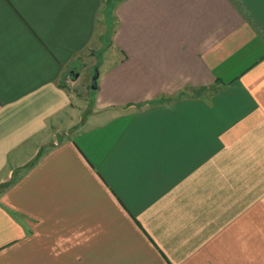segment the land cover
Masks as SVG:
<instances>
[{
    "label": "crops",
    "instance_id": "0c3cea01",
    "mask_svg": "<svg viewBox=\"0 0 264 264\" xmlns=\"http://www.w3.org/2000/svg\"><path fill=\"white\" fill-rule=\"evenodd\" d=\"M0 264H264V0H0Z\"/></svg>",
    "mask_w": 264,
    "mask_h": 264
},
{
    "label": "rangeland",
    "instance_id": "374dc122",
    "mask_svg": "<svg viewBox=\"0 0 264 264\" xmlns=\"http://www.w3.org/2000/svg\"><path fill=\"white\" fill-rule=\"evenodd\" d=\"M98 73L97 69L91 71V74L88 73H81L80 78L77 80L75 84L74 92L78 95V100L91 102L93 99L94 91L91 89L92 86V78L94 77L95 73Z\"/></svg>",
    "mask_w": 264,
    "mask_h": 264
},
{
    "label": "water",
    "instance_id": "95a60500",
    "mask_svg": "<svg viewBox=\"0 0 264 264\" xmlns=\"http://www.w3.org/2000/svg\"><path fill=\"white\" fill-rule=\"evenodd\" d=\"M97 76H98V73L96 72L94 77L92 78V86H91L92 90H96L97 88Z\"/></svg>",
    "mask_w": 264,
    "mask_h": 264
}]
</instances>
